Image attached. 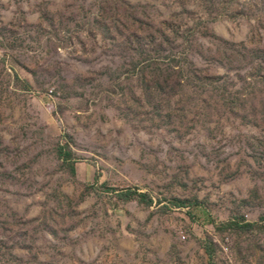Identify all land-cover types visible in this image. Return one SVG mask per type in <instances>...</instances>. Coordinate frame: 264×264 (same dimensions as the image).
<instances>
[{"label": "rangeland", "instance_id": "obj_1", "mask_svg": "<svg viewBox=\"0 0 264 264\" xmlns=\"http://www.w3.org/2000/svg\"><path fill=\"white\" fill-rule=\"evenodd\" d=\"M0 264H264V0H0Z\"/></svg>", "mask_w": 264, "mask_h": 264}]
</instances>
